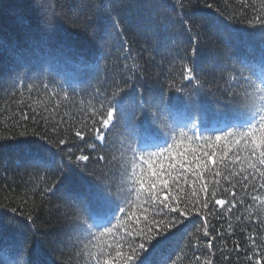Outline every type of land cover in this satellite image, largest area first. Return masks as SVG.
Returning <instances> with one entry per match:
<instances>
[{"label": "trees", "instance_id": "1", "mask_svg": "<svg viewBox=\"0 0 264 264\" xmlns=\"http://www.w3.org/2000/svg\"><path fill=\"white\" fill-rule=\"evenodd\" d=\"M262 146L264 0H0V264H264Z\"/></svg>", "mask_w": 264, "mask_h": 264}, {"label": "snow or ice", "instance_id": "2", "mask_svg": "<svg viewBox=\"0 0 264 264\" xmlns=\"http://www.w3.org/2000/svg\"><path fill=\"white\" fill-rule=\"evenodd\" d=\"M192 75L191 70H187L185 73V76L190 79ZM113 115L111 112H107V118L103 120V124H105L108 121V117ZM79 135V133H77ZM97 137H100V134L98 133ZM221 138H217V140H219ZM216 140V141H217ZM205 142L207 143L208 140L206 139ZM61 143H63V141H61ZM199 147V146H198ZM253 153L256 152V149L253 148ZM161 158H168L169 159V163L167 164V166H161L159 170H156L153 172V177L154 179L152 180V184L151 187L149 188V193L150 196L153 199H159L160 203L164 204L165 208H168L169 205L167 203H165V201L168 199V196H164L163 198L160 197V193L163 192L165 189L170 188L173 184L179 186V182L177 180V176L174 175L173 173H179L180 169H184L185 171L191 170V171H195L196 168L200 167L199 164V159L200 157H194L193 160H189V154L187 152L185 153H175L174 154V150H173V146H170L169 148H167L162 154H160ZM203 156L207 157L209 162H215L214 161V156L210 153H208L207 151H205L203 153ZM79 160L83 161V160H87L88 157L85 155H80L78 157ZM257 159L259 160V163L261 165H264V146L261 147L260 151H259V155L257 157ZM150 163V162H149ZM193 163H195V168L192 167ZM235 163V162H233ZM205 166H207V164H205ZM225 167H227V165H225ZM209 171H211V169H209ZM220 174V177L222 180H228L229 176L226 175H222L221 171L217 170L214 174L217 176V174ZM261 178H264V171H262L260 173ZM225 177H227V179H225ZM197 178L199 179V174H197ZM246 180H248V177H245ZM142 183H144V180H141ZM251 183V181H249ZM185 183H187V181H185ZM220 186L219 183H215L212 185L211 189L209 190L208 188L202 186L200 191H204V192H209L210 191V196L214 197L217 195V188ZM235 185H233L234 187ZM247 186V185H245ZM252 186V190L255 191L256 190V185L255 183H251ZM261 188H264V184L261 185ZM158 189V190H157ZM225 192L229 191L228 188L224 189ZM238 198L236 196L233 197ZM172 199H177V197L173 196ZM257 199V197H253V200L255 201ZM149 203H151V201H149ZM216 205H221L223 206L225 204V201L223 199H216L215 201ZM262 204H264V201H262ZM203 207L204 208H208L209 207V200H205L203 202ZM173 211H176L177 209H172ZM121 211H124V209H121ZM184 211H191V209H185V210H181V215H184ZM161 224H163L164 222L161 221ZM112 231L111 228L106 229L105 232L110 233ZM149 231H151V229H149ZM208 231H207V226H205V232L204 235L208 236ZM103 235V233L101 234ZM149 239H151V236L148 237ZM140 248L143 249L144 245L141 244ZM133 255H135V251L133 253ZM262 256H264V250H262L261 253ZM251 258V257H250ZM128 260L131 259V257L127 258Z\"/></svg>", "mask_w": 264, "mask_h": 264}, {"label": "clouds", "instance_id": "3", "mask_svg": "<svg viewBox=\"0 0 264 264\" xmlns=\"http://www.w3.org/2000/svg\"><path fill=\"white\" fill-rule=\"evenodd\" d=\"M109 111L111 112L112 110L110 109Z\"/></svg>", "mask_w": 264, "mask_h": 264}]
</instances>
